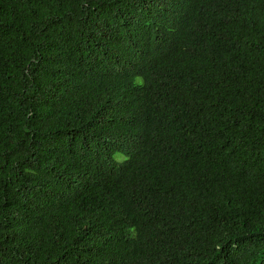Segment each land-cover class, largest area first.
Returning a JSON list of instances; mask_svg holds the SVG:
<instances>
[{"label": "trees", "instance_id": "1", "mask_svg": "<svg viewBox=\"0 0 264 264\" xmlns=\"http://www.w3.org/2000/svg\"><path fill=\"white\" fill-rule=\"evenodd\" d=\"M0 264H264V0H0Z\"/></svg>", "mask_w": 264, "mask_h": 264}]
</instances>
